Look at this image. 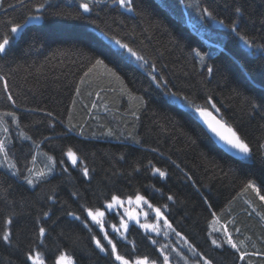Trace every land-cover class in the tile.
I'll return each instance as SVG.
<instances>
[{"label":"trees","instance_id":"16d2710c","mask_svg":"<svg viewBox=\"0 0 264 264\" xmlns=\"http://www.w3.org/2000/svg\"><path fill=\"white\" fill-rule=\"evenodd\" d=\"M81 2L0 5V37H11L0 54V76L9 87L6 93L0 82V128L17 172L0 166V237L11 233L10 243L0 239V264H33L29 252H39L46 264L64 253L73 264H120L110 245L107 252L96 246L93 237L103 241V232L87 216L113 195H141L165 210L171 227L212 264H264V223L247 212L246 199L263 214L264 204L244 187L251 180L264 195V149L258 147L264 144V0H130L131 10L90 0L88 13ZM234 21L251 47L232 31ZM13 22L23 25L19 34L11 33ZM96 58L120 79L103 67L84 76ZM189 102L218 113L249 142L252 157L223 149ZM40 148L54 157L53 174L51 160L35 158ZM49 163L51 170L31 186L34 166ZM215 216L238 217L258 254L241 260L240 248L213 245ZM128 227L122 237L109 233L117 252L162 264L165 254L153 235L136 222Z\"/></svg>","mask_w":264,"mask_h":264},{"label":"rangeland","instance_id":"374dc122","mask_svg":"<svg viewBox=\"0 0 264 264\" xmlns=\"http://www.w3.org/2000/svg\"><path fill=\"white\" fill-rule=\"evenodd\" d=\"M20 32L21 30H19L16 34H19ZM0 122L4 126V119H2ZM5 133L6 131H2L0 128V137L2 135V137L0 138V145L3 146L2 148H0V166L16 174L17 172L15 168V161L9 154L8 150L6 152L5 149ZM39 156L42 161L44 160L45 162H47L46 159L52 161L54 168L50 174H53L56 170V162L54 157L41 150V148L36 151L35 158L37 159L39 158ZM70 159L72 160V157H70ZM75 159L77 162L78 158L76 154ZM50 170L51 163H49V165L45 167H38L37 165H35L30 173V180H32V183L30 185L34 186L36 184V181L39 180V178L41 177V173L44 174L45 172H49ZM135 197H118L123 203L114 205L113 209L111 210H108L106 206L112 201L107 202L105 207L99 210L104 212L103 217H97V219L100 221V224H97L90 217V220L95 223L99 227V229H101L100 225H103V230H101L103 232V241H100L102 245L107 244V240L104 239L105 233H107L109 239H111L109 233L120 237L125 235V232L127 230L122 227V220L124 223H127L128 226H130L132 222H136L140 225L148 226L143 228L153 235L156 243L160 244L163 253L165 254V256L168 257L169 264H204L205 259L201 258L196 253V251H193V248L190 247L189 243L185 240V238L179 233H177L172 227H168V224L170 223L166 217L165 210L160 208L162 215L161 217L157 218L155 208L158 207H155L154 205L150 204L146 199L145 200L148 203H144L143 201L137 203ZM129 200H131V203H129ZM246 201L249 207L247 212L255 213L264 223V214L260 206L249 199H246ZM261 203L264 204V201L261 200ZM149 205H151V207H149ZM125 209H127L129 212H132L136 218L130 219L125 213ZM91 211L95 213L97 210ZM216 216L211 224V234L214 237L213 239L217 240L218 244H228L226 243V241L230 236L233 243H235L237 247L240 248L243 252H255L258 254L259 251H253L252 249L254 247L258 248L256 240L249 233L246 232L245 227L241 223H237L235 219L238 217H236L235 219L231 218L228 221H224L221 219L220 216ZM165 220H167L168 224L164 223ZM113 225L115 226V228H113ZM153 227L155 228V230H153ZM116 229H118L119 231H117ZM262 242L264 243V241ZM37 253L39 252H36L33 255H36ZM40 258L44 261V264H46L43 255L40 254ZM130 264H134V260L130 261Z\"/></svg>","mask_w":264,"mask_h":264},{"label":"snow or ice","instance_id":"6c2138e0","mask_svg":"<svg viewBox=\"0 0 264 264\" xmlns=\"http://www.w3.org/2000/svg\"><path fill=\"white\" fill-rule=\"evenodd\" d=\"M46 2V0H45ZM114 3H119V5L121 7H129V9L131 10V3L130 0H113ZM181 2L183 3V0H181ZM19 3H23V0H19ZM3 4V0H0V5ZM11 7V5H10ZM79 7L83 9V11L85 13H88L91 11L90 8V0H83V2H81L79 4ZM44 8V2H41L40 4L37 5L36 7V11L40 12L41 9ZM234 11L236 13H240L242 11L241 7L237 6ZM203 13H207V15L209 17L212 16V13L209 11L208 8H203L202 9ZM30 19L33 20H38L40 19L39 16L36 17H31ZM29 20L26 19L25 23H28ZM220 23H223V21H220ZM23 27V25H21L20 23H15L13 22L12 27L10 29L11 33H17L21 28ZM232 31L237 33V36H239L240 40H242L246 45L248 46H252L250 44V42L244 37L241 36L240 33L237 31V27L235 24V21L233 22V24L231 25ZM10 39L11 37L8 34H5L3 37H0V54H6L7 53V46L10 43ZM116 43L123 49H126L127 52L133 56L136 57L137 60H144V57L141 55H138V53L136 51H134L132 48H130L127 44H122L120 41H116ZM197 56H200L201 59H203V56H201L200 52H196ZM146 63V61H145ZM98 67H103L104 69H106V71L108 73H110L112 76H114L117 80L120 79V77L117 75V73L112 69L109 68L108 65L105 63V61L103 59L100 58H96L94 60L93 63H91V66L88 68L87 72L84 73V76H88L89 73H91L94 69L98 68ZM209 72L212 71V68L208 69ZM153 79H156L155 77H153ZM0 82H3V87H4V91L6 93L9 92V87H8V83L7 80L0 76ZM83 78H81V83H83ZM77 92H79V89H77ZM173 96H177L178 94L173 93ZM184 99H187L186 97ZM7 100L11 101L13 104H15V100L13 98V96L9 93L7 95ZM189 105L191 107H193L194 111L196 113L199 114L200 117H202L204 119V123L207 125L208 129L214 133L230 150H234L236 155H240L243 156L244 158H251L253 155V149L250 147L249 142L246 141L245 138H243L241 135L238 134V132L236 130L233 129V127L225 124L224 122H222V120L217 119L215 116L212 115L211 112L207 111L204 108H201L200 106H196V105H191V102H189ZM213 107H215V105H213ZM217 111H219V109H217ZM9 116H14L13 113H6ZM49 116L52 115V113H48ZM139 142V141H137ZM3 146L0 145V148H2ZM260 149H264V144H260L258 146ZM68 155L70 157H72V162L73 164L76 163V159H75V154L72 152L71 149L68 150ZM14 167V165H13ZM156 172L159 173L160 176H165V172L161 171L160 169H155ZM83 174L85 176H88L89 174V170L87 168L83 169ZM28 183L31 184L32 180H28ZM245 190H247L248 188L253 189V191L256 192V194L259 196L260 200L264 201V195H262L260 193V190L256 188L255 184L253 181L248 180L245 182L244 184ZM136 202L139 203L141 201H143L144 203H148L145 198L141 195H136L135 197ZM169 200L172 199L171 196L168 197ZM112 202L107 204V209L111 210L113 209L114 205L116 204H122L123 202L115 195L112 196L111 198ZM129 203H131V200H129ZM149 207H151V205H149ZM155 212H156V216L157 218L161 217L162 213L160 208H155ZM125 213L128 215V217L130 219H135V215L132 212H129L127 209H125ZM70 215H75L74 213H69ZM45 215H47V213H45ZM214 215V214H213ZM87 216L91 217V219L93 221H95L97 224H100V221L97 219V217H103L104 216V212L103 211H99L97 210L95 213H93V211L88 210L87 211ZM76 219H80V217H76ZM8 223H11V220L8 221ZM165 224H168L167 220L164 221ZM121 225L122 227L127 230L128 225L127 223H124L123 220L121 221ZM101 230H103V225L101 224ZM141 227H148L147 225H141ZM168 227H171L170 224H168ZM113 228H115V226L113 225ZM117 231H119L118 229H116ZM153 230H155V228L153 227ZM45 235V228L41 227L39 229V236L43 237ZM11 233L9 231H5L3 233V236L0 237V239H2L4 242L6 243H10L11 242ZM93 239L95 240L96 246L100 249L101 252H107L109 251L104 245L101 244L100 240L96 239L95 237H93ZM104 239L107 240V244L111 246L110 248V255L114 256V260L120 262V264H130V261L128 259L125 258V256L119 254L117 252V246L115 243H113V241L111 239L108 238L107 233H105L104 235ZM153 243H155V241H152ZM213 245H216L217 247H221V244H218L217 240L213 239L212 241ZM226 243H228L229 245H231L232 248L236 249L237 252H240V249L237 247V245L235 243H233L231 237L229 236ZM191 247V246H190ZM193 251H195V249H193ZM257 253H248V252H240L239 255V259L243 260L245 259V257L249 256V255H256ZM27 259L32 261L33 264H44V261L40 258V254L37 253L36 255H33L31 252H29V254L27 255ZM55 264H73V260L70 256H67L65 254H61L57 259ZM134 264H156V261H149L148 257L145 256L143 258H135L134 259ZM163 264H169L168 262V257L165 256L163 259ZM204 264H212L211 260H205Z\"/></svg>","mask_w":264,"mask_h":264},{"label":"water","instance_id":"95a60500","mask_svg":"<svg viewBox=\"0 0 264 264\" xmlns=\"http://www.w3.org/2000/svg\"><path fill=\"white\" fill-rule=\"evenodd\" d=\"M212 115L215 116L217 119H220L222 120V122H224L225 124L229 125L218 113L216 112H212ZM203 122H204V119H203ZM205 127L207 128V130L209 131V133L211 134V136L216 140V142L223 148L225 149L227 152L233 154V155H236L234 150H230L214 133H212L207 125L204 123ZM230 126V125H229ZM236 156H240V155H236Z\"/></svg>","mask_w":264,"mask_h":264}]
</instances>
